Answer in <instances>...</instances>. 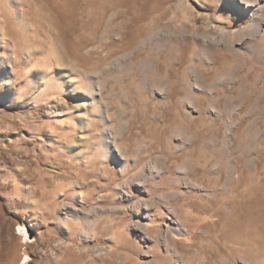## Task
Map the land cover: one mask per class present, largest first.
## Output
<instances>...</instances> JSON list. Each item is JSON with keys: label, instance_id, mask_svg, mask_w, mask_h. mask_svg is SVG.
<instances>
[{"label": "rangeland", "instance_id": "rangeland-1", "mask_svg": "<svg viewBox=\"0 0 264 264\" xmlns=\"http://www.w3.org/2000/svg\"><path fill=\"white\" fill-rule=\"evenodd\" d=\"M0 20V264H264V0Z\"/></svg>", "mask_w": 264, "mask_h": 264}, {"label": "bare ground", "instance_id": "bare-ground-1", "mask_svg": "<svg viewBox=\"0 0 264 264\" xmlns=\"http://www.w3.org/2000/svg\"><path fill=\"white\" fill-rule=\"evenodd\" d=\"M0 21H1V20H0ZM1 23H3V21L0 22V28L3 27ZM2 29H3V28H2ZM18 228H22V229H24V232H23V233L20 232V234H21V238H23L24 241H26V239L28 238V236H27V232H26V228H25V227H18ZM27 261H28V257L25 255V256H23V259H22V261H21L20 264H26Z\"/></svg>", "mask_w": 264, "mask_h": 264}, {"label": "snow or ice", "instance_id": "snow-or-ice-1", "mask_svg": "<svg viewBox=\"0 0 264 264\" xmlns=\"http://www.w3.org/2000/svg\"><path fill=\"white\" fill-rule=\"evenodd\" d=\"M17 230H18L19 232H21V233L24 232V229H22V228H18Z\"/></svg>", "mask_w": 264, "mask_h": 264}]
</instances>
